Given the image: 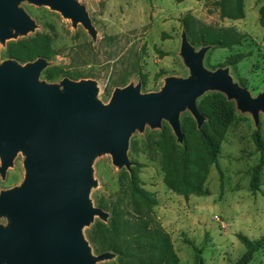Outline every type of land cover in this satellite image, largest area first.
<instances>
[{
	"label": "rangeland",
	"instance_id": "1",
	"mask_svg": "<svg viewBox=\"0 0 264 264\" xmlns=\"http://www.w3.org/2000/svg\"><path fill=\"white\" fill-rule=\"evenodd\" d=\"M78 1L87 7L97 30L96 40L81 24L73 27L60 12L24 2L21 6L36 21L37 28L27 36L0 44V61L9 59V46L34 39L51 54L46 69L60 73L53 82L70 77L69 73H81L79 79L70 78L96 80L99 98L108 103L117 87L141 82L143 93L156 92L166 77L189 75L180 46L186 29L183 19L191 18L213 30L231 29L242 35L241 42L230 47L211 45L204 64L209 69L229 67L234 79L253 96L264 91V0H243L241 19L221 17L217 5L221 0ZM41 78L45 79L43 75ZM201 100L209 106L211 116L206 113L207 119L199 129L191 112L182 113L183 143L164 121L160 129L147 126L144 132L133 134L128 151L130 171L115 166L109 154L95 160L98 185L91 198L96 206L108 205L110 210H106L107 222L96 218L93 225L96 221L108 223L120 214L136 215L141 208L133 201L132 188L137 185L158 200L154 213L170 235L179 264H234L246 250L240 235L251 240L264 237V166L260 189H251L253 168L261 155L254 135L259 131L264 140V115L257 127L250 113L237 110L235 102L221 92L209 91ZM205 134L220 141L219 168L209 159ZM184 150L189 165L186 177L197 185L190 184L188 195L180 168ZM23 178L20 154L7 178L0 177V192L20 184ZM0 222L7 221L0 217ZM93 225L85 229L88 240ZM107 240L99 226V246L90 242L94 252H103L101 246ZM250 264H264V247Z\"/></svg>",
	"mask_w": 264,
	"mask_h": 264
},
{
	"label": "water",
	"instance_id": "2",
	"mask_svg": "<svg viewBox=\"0 0 264 264\" xmlns=\"http://www.w3.org/2000/svg\"><path fill=\"white\" fill-rule=\"evenodd\" d=\"M49 7L81 24L94 40L97 30L87 7L78 0H0V44L27 36L36 21L22 3ZM211 45L197 49L186 30L180 56L187 77L168 76L156 92H142L141 82L117 87L108 103L99 98L93 79L59 82L42 79L50 65L45 57L21 63L0 61V177L7 178L15 159L23 156L24 178L0 192V264H97L117 253H95L85 229L109 213L91 198L98 181L94 162L109 154L118 168L131 170L130 140L146 127L160 129L166 121L184 142L182 113L189 111L201 128L207 117L198 99L209 91L223 93L236 109L250 113L258 127L264 115V91L253 96L229 67L204 64Z\"/></svg>",
	"mask_w": 264,
	"mask_h": 264
},
{
	"label": "trees",
	"instance_id": "3",
	"mask_svg": "<svg viewBox=\"0 0 264 264\" xmlns=\"http://www.w3.org/2000/svg\"><path fill=\"white\" fill-rule=\"evenodd\" d=\"M217 5L223 18L241 19L244 17L243 0H221ZM261 15L264 18V9ZM183 23L190 42L197 48L207 45L230 47L239 44L242 39V35L234 30H213L191 18L183 19ZM42 40L45 41V39ZM6 53L9 58L17 59L21 63L34 61L39 57L50 59L51 55L45 46L36 43L34 39H23L16 45L9 46ZM69 74L74 79H79L82 76L81 73ZM42 75L46 80L53 82L60 76V73L46 69ZM198 107L203 114L211 116L210 108L204 100L198 101ZM254 138L261 153L259 163L253 168L251 189L256 192L260 189V178L264 166V140L259 131L255 133ZM204 144L210 161L219 168L220 141L205 134ZM180 168L182 184L186 190L185 194L188 195L190 184H193L195 188L197 185L186 177L189 170L187 150L183 151ZM132 197L141 210L136 215L130 213L120 214L119 217L110 219L108 223L96 221L88 230L90 242L97 246L96 238L100 226L108 237L101 248L104 249L103 251L117 253L116 259H113L111 264H179L170 235L154 213V207L158 205V200L147 190L137 185L132 188ZM102 207L105 210H110L108 205L102 204ZM239 237L246 250L234 264H250L255 254L264 247V237L260 240H251L245 235Z\"/></svg>",
	"mask_w": 264,
	"mask_h": 264
}]
</instances>
